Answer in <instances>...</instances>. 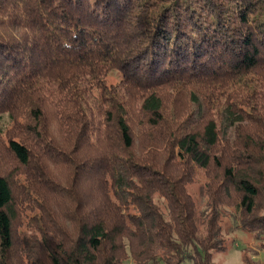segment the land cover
I'll list each match as a JSON object with an SVG mask.
<instances>
[{
  "label": "trees",
  "instance_id": "obj_1",
  "mask_svg": "<svg viewBox=\"0 0 264 264\" xmlns=\"http://www.w3.org/2000/svg\"><path fill=\"white\" fill-rule=\"evenodd\" d=\"M1 114L0 264L264 252V0H0Z\"/></svg>",
  "mask_w": 264,
  "mask_h": 264
},
{
  "label": "rangeland",
  "instance_id": "obj_2",
  "mask_svg": "<svg viewBox=\"0 0 264 264\" xmlns=\"http://www.w3.org/2000/svg\"><path fill=\"white\" fill-rule=\"evenodd\" d=\"M119 78L117 76V73H113L112 75H109L106 79L107 84L109 85H116L118 84ZM9 119L7 117V114H1L0 115V129H2L4 132L7 129V126H9ZM3 140L6 139V135L3 134L1 136ZM58 177L62 178L61 180H65L67 178V171L66 169H61L58 171ZM204 176L202 172H199L198 174V183L193 186V190L195 192L198 191V187L200 184L203 183ZM85 189H88L85 187ZM230 239L235 240V244L231 245L226 251V253L219 255L216 257L217 264H242L241 261V250L245 248L246 246L250 247L256 252H258L256 259H258L259 264H264V252L257 248L256 243L252 240V238L244 231L238 230L233 235L230 236ZM122 264H134L131 258L127 259ZM184 264H190V263H184Z\"/></svg>",
  "mask_w": 264,
  "mask_h": 264
}]
</instances>
